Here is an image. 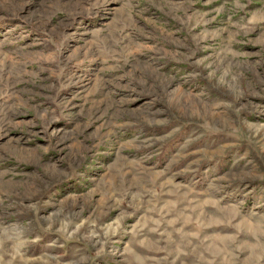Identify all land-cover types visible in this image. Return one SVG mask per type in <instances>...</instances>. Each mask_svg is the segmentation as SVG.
I'll list each match as a JSON object with an SVG mask.
<instances>
[{"label": "rangeland", "instance_id": "1", "mask_svg": "<svg viewBox=\"0 0 264 264\" xmlns=\"http://www.w3.org/2000/svg\"><path fill=\"white\" fill-rule=\"evenodd\" d=\"M0 264H264V0H0Z\"/></svg>", "mask_w": 264, "mask_h": 264}]
</instances>
